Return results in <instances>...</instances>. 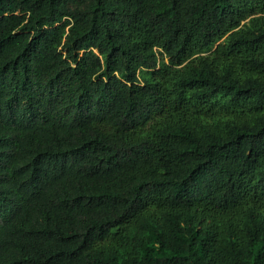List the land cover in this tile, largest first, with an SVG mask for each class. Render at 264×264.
Returning <instances> with one entry per match:
<instances>
[{
	"label": "trees",
	"instance_id": "trees-1",
	"mask_svg": "<svg viewBox=\"0 0 264 264\" xmlns=\"http://www.w3.org/2000/svg\"><path fill=\"white\" fill-rule=\"evenodd\" d=\"M0 264H264V0H0Z\"/></svg>",
	"mask_w": 264,
	"mask_h": 264
}]
</instances>
